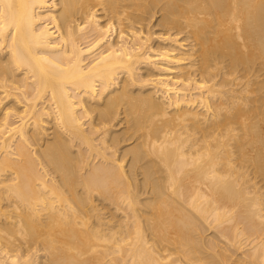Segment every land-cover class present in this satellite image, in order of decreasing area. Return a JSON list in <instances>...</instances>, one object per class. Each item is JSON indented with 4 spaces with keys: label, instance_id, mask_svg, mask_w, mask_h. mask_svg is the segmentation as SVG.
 <instances>
[{
    "label": "bare ground",
    "instance_id": "bare-ground-1",
    "mask_svg": "<svg viewBox=\"0 0 264 264\" xmlns=\"http://www.w3.org/2000/svg\"><path fill=\"white\" fill-rule=\"evenodd\" d=\"M0 264H264V0H0Z\"/></svg>",
    "mask_w": 264,
    "mask_h": 264
}]
</instances>
